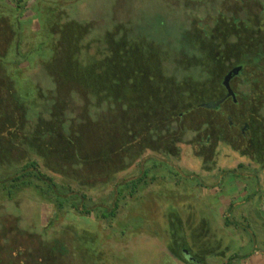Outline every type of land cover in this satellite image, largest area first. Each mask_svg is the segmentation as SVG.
I'll list each match as a JSON object with an SVG mask.
<instances>
[{"label": "rangeland", "instance_id": "1", "mask_svg": "<svg viewBox=\"0 0 264 264\" xmlns=\"http://www.w3.org/2000/svg\"><path fill=\"white\" fill-rule=\"evenodd\" d=\"M179 1L181 2V0H4L6 5L0 7V15L5 16L4 27L10 23L13 26L15 24L23 37L22 50L25 53L45 42V26L51 24L55 18L57 22L62 23L67 18L65 23H68L70 18L78 19L84 26L88 25L89 37H100V44L92 45L89 53L94 57L108 54V59L113 56L107 50V47L111 48L109 44L114 46L117 38L122 41L120 37H125L129 29L140 28L146 35L149 34V37L143 36L146 38L144 46L138 45V38L132 41L125 39V48L114 55L113 63L116 62L117 67L125 71L129 69L126 74L133 71V75L138 78L135 80L138 81V85H144L147 77H150L152 82H157L156 85H162L165 82L162 78L164 75L174 74L179 79L188 76L197 78L202 74L198 64L183 60L179 56L181 51L192 54L190 48L178 44V31L182 27L180 23L187 19L189 12L193 14L198 11V6L191 4L185 9ZM13 19L15 22H12ZM107 31H110V34L105 35ZM83 39L87 42L91 38L86 36ZM155 41L163 42L164 45L160 46L157 58L150 59L147 47L150 42ZM83 54L84 52H80L81 57ZM138 54L142 55L141 58ZM8 60L10 61L9 58L6 59ZM27 60L17 65L13 64L11 68L7 67L6 72L16 68L22 70L25 81L39 83L41 87L48 86L47 79L39 73L37 65L39 60L37 58L31 60L32 62ZM256 60L252 59L251 67H254L253 63ZM253 75L254 81L255 70ZM201 77L207 78V75ZM130 80L134 84V80ZM22 95L28 97L31 104L41 101V97L35 91L22 92ZM89 105L90 101L77 90L75 102L71 103L69 111L76 118L85 115V112L90 114L91 135L88 137L85 126L79 127L78 142L86 144L87 147L91 145L97 148L104 137L101 135L104 125L98 124L99 118L104 114V110L105 116L110 115L109 106L118 105L115 103L103 105L104 110L98 107L100 104L94 106L97 110L88 109ZM192 130L193 128H189L181 134L172 136L174 149H179L181 154L178 157L179 162L175 161L174 166L181 172L182 177H195L200 170L198 163L192 160L188 146L190 143L192 146L196 143ZM0 141L3 148L5 138ZM107 145L110 146L109 141ZM146 147L160 148L143 146ZM220 148L224 149L222 146ZM133 153L130 155L134 156L133 159L126 158L128 161L131 160L127 168L126 163H122L121 167L120 165L115 167L110 162L101 165V168H95L94 165L92 171L83 175V172L73 171L59 160L42 159L32 152L25 153L16 149L5 151L2 152L0 160V185L5 184L13 177L15 171L33 160L37 162L39 171L53 178L58 185H68L76 190L80 188V182H86V188L81 187V191L86 193L89 204L109 206L113 203V193L119 186L140 176L142 168L138 161V151ZM229 153L230 159L224 161L231 165L234 160L246 164L240 156ZM113 159L110 157V161ZM52 170H57L63 175L67 171V174L57 175ZM150 174L145 183L139 186L137 193L125 200V205L119 209L112 222L98 220L93 214L80 217L73 211L60 213L56 220H52L53 206L41 200L32 189H23L9 197L0 186V264L24 262V256L27 258L28 252L40 253L42 246H47L48 249L56 246L55 250L59 252L53 255L57 258L54 264H106L104 262L186 264L176 259L170 251L173 244L171 233L175 230L182 236L185 247L201 261L200 264H227L230 248L237 244L234 238L237 236L247 238V231L255 235L257 245L260 246L259 243L264 238V214L252 213L248 219L244 206L237 207L232 203L229 188L224 182L221 186L206 191L201 187L195 188V182L192 180L185 181L181 176L161 167L153 177ZM87 175L93 177V180L85 181ZM195 178L198 181V178ZM239 187V194H242V186ZM79 233L88 238L80 240L77 237ZM87 240L94 241L93 248L86 245ZM53 241L56 243L55 246ZM40 258L42 264H46L44 255L41 254ZM117 259L122 260L116 263Z\"/></svg>", "mask_w": 264, "mask_h": 264}, {"label": "trees", "instance_id": "2", "mask_svg": "<svg viewBox=\"0 0 264 264\" xmlns=\"http://www.w3.org/2000/svg\"><path fill=\"white\" fill-rule=\"evenodd\" d=\"M3 1L0 0V7L5 4ZM67 19H64L63 23L57 22L56 18L52 19V23L45 26V42L25 53L22 50L23 37L15 24L13 26L10 23L4 27L5 16L0 15V140L5 138L3 148L0 146V160L3 156L2 152L16 149L25 153L32 152L42 159L59 160L73 171L83 172V175L92 171L94 165H96L95 168H101V165L110 164V162L115 167L119 165L121 167L122 163H126L127 168L131 160L128 161L126 158L133 159L134 156L130 155L138 151V123L143 121L145 126L148 125L147 120L159 116L158 110L144 105L138 106V81L135 82L138 78L133 75V71L126 74L129 69L125 71L117 67L116 62L113 63L114 55L125 48V39L132 41L138 38L140 28L128 30L125 37H122V41L115 39L114 46L109 44L111 48L107 47V50L113 56L108 59V54L94 57L89 53L92 45L100 44V37H89L88 25L84 26L78 19L71 18L68 23H65ZM12 22H15L14 19ZM86 36L91 39L84 42L83 38ZM145 36L149 37V34ZM80 52H84L82 57ZM7 58L10 61H6ZM35 58L39 60L37 63L39 73L48 81L46 87L43 85L41 87L39 83L36 84L30 80L25 81L22 70L14 68L6 72L7 67L11 68L13 64L17 65L27 59L31 61ZM251 64L245 68V72L255 70L254 99L259 103V116L264 117L262 114L264 113V61L256 60L253 68ZM208 67L209 64L206 67L203 66L202 70H207ZM130 79L134 80V84L130 82ZM246 84L247 81L244 82V85ZM257 84H259L258 88ZM77 90L90 101L88 109L97 110L94 108L97 104H100L98 106L100 109L107 104L118 105V107L109 106V116H105L106 111L103 109L104 116H100L98 124L104 125L101 134L104 137L97 148L91 145L87 147L86 144L78 142V128L85 126L89 137L91 135L89 128L92 127V123L89 113L85 112V115L76 118L69 111L71 103L75 102ZM32 91L41 97V101L31 104L28 102L29 98L22 95V92ZM243 94L249 93L243 92ZM146 95L143 93V99ZM108 141L110 146L107 145ZM110 157L114 158L113 161H110ZM117 169L120 170V168ZM52 171L54 174L63 175L57 170ZM65 173L67 174V171ZM87 179L92 181L93 177L90 178L87 175L85 181ZM85 183L80 182V188L76 190L68 185H58L53 178L42 174L37 162L31 160L0 186L9 197L23 189H32L41 200L53 206L52 220H56L60 213L73 211L80 217L93 214L98 220L112 222L119 209L125 205V200L132 198L139 186L145 183V178L119 186L113 193V203L109 206L89 204L86 193L81 191V187L86 188ZM77 237L80 240L88 238L81 233L77 234ZM171 237L173 239L171 241L173 244L170 246L171 253L176 259L188 264L182 258L183 250L187 249L182 236L175 230L171 233ZM53 242L55 246L56 243ZM85 243L91 248L94 247V241L87 240ZM55 247L48 249L47 246H42L40 253L28 252L27 258L23 255L24 262L20 261L18 264H42L41 254L44 255L46 264H54L57 258L53 255L59 252L55 250ZM117 260L116 263L122 259Z\"/></svg>", "mask_w": 264, "mask_h": 264}, {"label": "flooded vegetation", "instance_id": "3", "mask_svg": "<svg viewBox=\"0 0 264 264\" xmlns=\"http://www.w3.org/2000/svg\"><path fill=\"white\" fill-rule=\"evenodd\" d=\"M180 4L185 9L196 5L198 11L189 12L180 23L178 44L189 47L192 54L181 51L179 56L198 64L201 76L206 74L207 78L178 79L169 74L162 76L165 81L162 85H156L150 77L144 85H138V106L159 111L158 117L147 120L148 125L138 123V147H141L138 161L142 168L138 179L146 180L150 173L153 177L160 167L182 177L174 166L181 154L174 149L172 136L193 128L196 143L188 146L192 160L200 168L195 176L198 181L192 176L182 178L192 180L195 188L206 191L224 182L232 203L244 206L248 219L253 214H264V117L259 116V103L254 99V70L245 72L252 59L264 61V0H181ZM145 34L138 30V45L144 46ZM161 45L163 42H150L147 47L150 59L157 58ZM204 63L209 64L207 70H202L206 67ZM233 70L237 73L229 80L231 94L226 97L228 91L222 82ZM143 93L147 94L145 101ZM219 100L223 102L214 109L200 107ZM144 145L160 148H143ZM229 152L243 158L246 164L234 160L231 165L224 161L230 159ZM184 251L194 263L186 261ZM183 252L182 258L188 264L201 263L189 250Z\"/></svg>", "mask_w": 264, "mask_h": 264}, {"label": "crops", "instance_id": "4", "mask_svg": "<svg viewBox=\"0 0 264 264\" xmlns=\"http://www.w3.org/2000/svg\"><path fill=\"white\" fill-rule=\"evenodd\" d=\"M247 233V238L240 236L234 238L237 244L230 248L228 264H264V238L259 243L262 246L260 247L257 245L255 235L250 231Z\"/></svg>", "mask_w": 264, "mask_h": 264}, {"label": "water", "instance_id": "5", "mask_svg": "<svg viewBox=\"0 0 264 264\" xmlns=\"http://www.w3.org/2000/svg\"><path fill=\"white\" fill-rule=\"evenodd\" d=\"M237 73V70H233L230 73H228L226 75V77L223 79L222 85L227 89L228 93L226 95V97H228L231 94V91L229 89L228 83L230 78L232 77L233 74ZM223 102V100H219V101H215V102H211V103H206V104H202L200 105V107L204 108V109H214L216 107H218L221 103ZM183 256L186 259V261L190 262V263H194L195 260L189 255V253L187 251L183 252Z\"/></svg>", "mask_w": 264, "mask_h": 264}]
</instances>
